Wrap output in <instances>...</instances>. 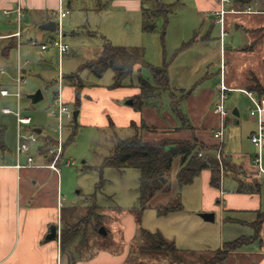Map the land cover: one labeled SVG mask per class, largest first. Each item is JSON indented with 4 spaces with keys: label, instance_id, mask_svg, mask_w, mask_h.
<instances>
[{
    "label": "crops",
    "instance_id": "crops-1",
    "mask_svg": "<svg viewBox=\"0 0 264 264\" xmlns=\"http://www.w3.org/2000/svg\"><path fill=\"white\" fill-rule=\"evenodd\" d=\"M70 1L0 0V33H5L3 35H6L5 40L1 42L7 43L4 49L1 50L2 55L8 61L10 60V54L13 51L8 50V47H17V43L23 37V26H21V23H24V27L31 24L38 27L45 21L53 19L54 11L65 7L69 9ZM102 1L104 0H91L90 9L105 10L109 3L113 6H122L126 11L128 9L141 11L142 7L154 10L164 5L168 12L170 6L160 0H157L158 4L154 7L143 5V0H105V3H102ZM194 3L196 9L192 14L195 16V23L180 32L177 44L179 46L174 54L175 58L183 57L184 64L190 63L196 66L187 75L185 74V76L194 79L193 85L182 86L178 84L181 93H187L180 102V108L190 124L195 128L194 134L198 141L213 146L220 144L223 154L229 158V165L232 164L226 169H221L220 185L218 187L211 185V171L209 169L204 168L199 172L197 177L201 187L198 211H213L214 221L217 218L221 220V218L226 217L227 220L234 224H246L250 227L251 232L241 234L255 235L250 242L229 251L227 258L223 262L224 264H264V218H261L259 225L255 226L259 214H264V140L262 146L255 145L251 141V134L258 126V118H254L249 114V110L254 105V100L260 95L255 90L247 89L249 85L253 84L250 83L247 77V73L250 70L256 71L260 81L264 82V77L262 76L264 67L261 69L263 70L262 72H257L254 64L264 62V9L257 10L258 6L255 4L256 9H252V4L246 8L247 1L242 2V7L238 9L235 8L233 0H194ZM5 10L9 11V15L6 14ZM221 10H224V13H221ZM209 15H213L214 23L218 22L220 34V60L216 76L214 79L211 78L214 81L213 84H205L207 78H198L197 75L198 61L200 64L202 63L201 51L198 50V40H203L202 34L198 31V16L199 18L200 16L208 18ZM233 28L242 31L248 40L246 43H244L246 40L239 42V44L234 43L230 50L224 51L222 47L224 44L221 38H223V34L227 29ZM18 29L20 30V35L17 34ZM52 36L54 35H43L42 41ZM103 39L105 41L107 38L103 36ZM41 52L43 51L41 50ZM52 54V52H49L46 56L51 57ZM225 58L228 61L227 69L225 68V71H221V61L222 59L224 61ZM240 62H243V64H240ZM162 64H166L169 82L172 81V63L164 59ZM75 72L73 71L71 75L65 73L66 78L64 77V80H62V83H65L62 97L68 103L73 104L75 88L74 83L70 82L68 78L76 79ZM191 73H193L192 76ZM55 79L58 81L57 77ZM55 79L50 80L46 85L51 86ZM6 81L9 83L12 80L7 78ZM82 81L77 117L78 120L80 119V123L93 124L98 122L100 125H107L108 121L112 120L117 126L126 127L130 126L131 122L139 125L141 120H143L150 128L143 130L142 134L145 140L146 136L149 135L152 139L150 142H155L165 137L186 140L191 137L192 131L190 128L186 126L185 128L181 126L177 128L178 122L170 112L169 106H166L168 98L164 105L169 110L160 105L161 102H157L155 99H151L141 109L137 110L127 102H121L120 99L127 100L138 94L140 91L138 86L134 87V90L121 89L116 94L114 91H109L105 88L88 87L84 83L83 78ZM221 83L226 84L229 88L228 90L236 92V97L230 99L233 102L231 107L229 106L231 112L228 114L227 111L225 117L220 116L215 109L217 90ZM170 86L172 85L170 84ZM174 90L177 91L176 89ZM55 91L56 89L53 94ZM248 91L252 92V97L248 94ZM239 93L243 94L248 100V111L245 113L240 109L239 102L241 104L242 99ZM28 100L31 103L38 102H32L29 97ZM22 111L24 112L23 108ZM8 113L14 114L13 112ZM14 117L17 130L15 147L14 149L7 148L2 152V163L0 165V264H126L130 243L137 236L139 228L143 227L140 222L141 217L135 211L136 209H130V214L133 217L129 226H124L123 228L124 224L120 218H117L122 225L121 242L123 245L121 246H123V249L116 251L115 248L97 245L98 247L93 252L84 253L90 247L77 246L74 248L76 236L80 233L78 232L74 234L73 248L68 245V250L79 249L81 253H78L75 257L72 255L68 260L63 258L64 251L63 247H61L62 230L66 225H73L81 219L78 210L83 211L85 206L71 203V211H66L64 215L63 196L59 193L57 181L59 171L57 172L48 166H44L45 162L48 161L44 157H36L37 165L42 164V166L26 165V157L24 155L25 158L19 157V162L26 166L21 168L14 166L17 162L16 146L19 128L15 114ZM44 117L45 115L40 113L39 115L35 114L34 117L31 116L30 125L22 124L20 126L21 131L27 132L32 128L34 129V127H39V123L43 121ZM3 124L6 126L5 123ZM221 127L222 134L220 138H216L214 132ZM46 136L52 137L50 135ZM46 136H43L42 140ZM256 154L260 158L258 164L253 161V157ZM176 160L170 173L171 177H169L170 192H156L151 199L156 198L158 200H151V203L159 204L165 201L166 196L159 195L161 193H177L175 174L180 162L179 159ZM73 208L74 212H72ZM147 208H151V206L141 209L140 214ZM51 223L57 224V235L54 238L46 239L45 235L48 233ZM204 223L207 222H204L201 218L197 222L198 226L203 229L211 228L210 225ZM223 227L222 223L217 225V241L220 243L218 248L222 246V241H224L220 238ZM105 230V234L95 233V235L101 236H99L100 239L98 237L94 239H98L100 242L103 239L105 241L112 239V232L107 228ZM158 231L166 238L172 239L174 242L177 241V237L171 230L162 229ZM237 231V228L231 227L229 232L230 235H236ZM241 234L235 237L228 236L227 239L230 240L229 237L236 238ZM89 239H91L90 235L87 240L89 241ZM79 240H84V237H81L76 242H80ZM92 243L94 242L92 241Z\"/></svg>",
    "mask_w": 264,
    "mask_h": 264
},
{
    "label": "rangeland",
    "instance_id": "rangeland-1",
    "mask_svg": "<svg viewBox=\"0 0 264 264\" xmlns=\"http://www.w3.org/2000/svg\"><path fill=\"white\" fill-rule=\"evenodd\" d=\"M90 1L91 0H71L70 10L65 7L69 10L66 16L62 18L56 16L53 18L54 21L62 25V31L65 33L63 38L65 41H68L70 46L69 51L62 56L59 55L58 51L53 46L48 47L49 49L47 48V50L40 53L41 50L39 46L31 44L29 40H27L31 37L37 38L38 42H40L43 39V35H54V31L39 29L34 24L24 27V23H21V26H23V37L19 41V44L17 43V47H8V50L13 51L8 61L1 53V50H3L7 44L1 42L5 40L6 35H3L5 33H0V88L6 86L11 90L12 87L15 89L18 69H21L22 72H24V79L21 82V90L23 89L21 108H23L24 113L32 117H34L35 114L39 115V113L45 115L43 121L39 123L41 132H36L40 136L38 137V139H40L39 142H41L43 136L50 135L52 136V140H47L46 142L48 145L45 146L46 148L52 147L55 149V144L59 143L56 139L61 137L64 140V142L61 143L63 154H60L57 160V163L60 164L57 181L59 193L63 196L62 202L65 206L63 208L64 215L66 211H71V203H77L85 206L83 211L77 208L79 209V217L82 218L87 216V206L91 204V199L87 197L96 190L95 202L98 205L96 211L101 217L104 216L100 223L101 226H99L97 230H93L92 227L96 219L94 216L92 218L87 217L89 222L81 227L80 233L76 236L74 248L77 246L90 247L84 253L88 251L93 252L98 246H108L110 248H115L116 251L123 249V246H121L123 245L121 242L122 225L118 219L120 218L124 224L123 228L124 226H129L133 217L130 214V209H136L135 211L141 217L140 222L143 228L147 229L149 232L162 229L171 230L177 237V241L175 242L180 250L177 252V257H174L171 252L165 253L143 250L139 248V245L149 244L151 240L147 236L141 235L139 236V240L135 237L130 243L126 264H205L208 259L213 260L215 258V251L218 249V246H220V243L217 241V225H221V223L224 225L223 232L220 235V238L224 241L229 240L227 239L228 236L235 237L241 233L251 232L250 227L246 224H234L227 220L226 217L223 219L221 218V220L217 218V220H215L217 222L214 220H204L200 216V212L204 211H198L201 185L197 176L194 178L193 182L184 185L182 190L178 193L159 194L166 196L165 201L161 204H170L172 206L171 208H168L164 212H159L158 208L155 207L157 203H152L151 208L145 209V211L140 214V210L135 208L138 204L139 170L135 167H129L120 171L114 167L100 166L103 157L111 151L117 138L132 134L134 129L131 126H117L112 120L108 121L107 125H100L98 122L93 124H82L80 123V119H77L76 123L78 126L76 134L65 144L70 132L71 123H69L68 119H64L62 126L58 123V114H52L53 95L58 92L57 88L61 87L59 98L60 100L63 99V101L67 103L68 110L72 111L70 121H73L74 104L68 103L62 97V90L64 89L65 83L61 82V84H59L55 79L60 74H62L64 80V77L66 78L65 73L71 75L73 71H76L75 75H79L83 78L84 83H86L88 87L97 86L109 91H114L116 94L121 89L134 90V87H137V71L125 77L120 85H115L114 72L111 68L105 70L101 76H97L87 67H83L82 64L85 61H89V59L99 55L101 46L104 42L103 36L113 44L142 46L145 50L146 61L153 65H162L164 59H167V62H171V79L173 80L169 82V85L171 84L172 86L170 87L177 90L175 92L178 96L181 93L179 90L180 88H178L179 85L192 86L195 82L194 79L185 76V74L187 75L188 72L195 69L196 66L190 63L184 64L182 60L183 57L175 58L174 54L176 48L179 46L177 44L179 42L178 36L180 32L195 23V16L192 14L196 9L194 0H160L170 5L166 18L164 15H156L150 21L149 28L143 27L142 14L139 10L128 9L126 11L122 6H113L111 3H109L105 10H98L97 8L92 10L90 9ZM105 2V0L102 1V3ZM233 2L236 9L243 5L241 0H233ZM157 4V0H143V5L148 7H154L157 6ZM250 4L253 5L252 9H256L254 4L258 6L257 10L264 9L263 0H247L245 7L251 6ZM10 20L13 21L12 19ZM14 24L16 25L15 22ZM218 26V22L214 23L213 15H209L208 18L204 16H200L199 18L198 16V31L202 34L203 40H198V50L201 51L202 63L200 64L198 61L197 75L198 78H207L205 84L214 83L213 79L219 67L220 34ZM207 28L209 29L207 30ZM221 40L223 41L224 45L222 47L225 51L230 50L234 43L239 44V42H243V40H246L244 42L246 43L248 39L242 31L233 28L227 29ZM49 52L53 53L51 57L46 56ZM224 61L225 68L227 69V58H225ZM240 64H243V62H240ZM254 64L255 68H257V72L263 71L261 69L264 67V62ZM140 73L143 76L151 78L148 67H142ZM253 74L256 79L261 82L258 73L250 70L247 73L250 83H253ZM192 75L193 73H191V76ZM262 76L264 77V72ZM7 78H11L12 85L11 82L8 83L6 81ZM53 79H55L53 84L47 86L46 83ZM68 80L73 83L76 79L73 80L72 78H68ZM261 83L264 84V82ZM37 89L42 91L43 98L37 103H31L28 100L27 94L33 93ZM55 89L56 91L53 94ZM235 93L234 91L227 90L224 104L228 114L231 112L230 107L231 103H233L230 99L236 97ZM239 94L242 99L241 104L238 101L240 109L245 113L248 111V100L243 94ZM167 98L168 95L163 94L161 102L165 104ZM127 100L120 99L123 103L127 102ZM164 104L160 103V105L169 110ZM2 106H9L10 109L15 110V97L12 94L3 96L0 93V122L6 124L5 142L8 149H14L17 131L15 117L14 114L2 112ZM68 123V129H66L65 126ZM151 140L150 136L147 135L146 141ZM38 145L39 143H36L30 148V151L34 152L35 158V161L29 164L31 166H36L38 163L36 160L37 156L41 157L39 154H35ZM217 150L219 156L217 155L216 157L222 169L223 160H228V158H226L219 147L216 151ZM47 155L52 157L50 154ZM21 157L24 156L21 155ZM68 158L72 161L70 165H67L65 162ZM176 162H178V160H176ZM151 200L156 201L158 199L153 198ZM72 212H74V208ZM200 218L204 222H207L204 224L210 225L211 228L203 229L198 226L197 222ZM100 227L107 228L112 232V239H109L107 243L94 239L96 237L100 239L98 235H95V233H101ZM231 227L238 229L236 235H230L229 231ZM89 235L91 237V239H89L90 242L87 240ZM69 237L70 235H68L67 239H69ZM81 237H84V240L76 242ZM229 238L232 239L233 237ZM73 239L74 235L68 243L72 248L74 245ZM92 241L94 243H92ZM68 245L67 241L63 245L64 259L68 260L72 255L75 257L78 253H81L79 249L68 250ZM221 264L224 263L222 262Z\"/></svg>",
    "mask_w": 264,
    "mask_h": 264
},
{
    "label": "trees",
    "instance_id": "trees-1",
    "mask_svg": "<svg viewBox=\"0 0 264 264\" xmlns=\"http://www.w3.org/2000/svg\"><path fill=\"white\" fill-rule=\"evenodd\" d=\"M241 1L245 2L247 0ZM141 12L143 17V27L149 28L150 21L156 15H164L166 17L167 10L163 5L154 10L142 7ZM83 67H87L97 76H101L105 70L111 68L114 72L115 85H120L125 77L131 75L134 71H137V86L140 88V91L138 94L130 97L132 99L131 105L139 110L151 99L161 102L163 94H167L168 101L166 106H169L170 112L177 120V128H180L179 126L185 128L186 126L192 131L189 140L165 137L155 142H150L146 141L142 134L143 130H147L150 127L143 120H141L139 125L135 122H131L130 126L134 129V132L126 137L117 138L111 151L103 157L100 164L102 167L110 166L117 168L120 171L129 167H135L139 170V192L137 198L138 204L136 206L139 210L152 205L151 198L156 192L170 191L171 185L169 177L176 159H179L180 162L179 168L175 174L177 193L181 191L184 185L191 183L204 168L211 171V185L216 187L220 185L221 166L216 157L218 153V150L216 151V149L218 147L220 148V144L213 146L198 141V138L194 134L195 128L190 124L186 115L183 113V110L180 108V102L185 98L184 96H186L187 93H180L178 96L175 90L170 87L166 64L153 65L146 61L145 50L142 46L117 45L111 43L108 39H105L97 58L91 59L88 62L86 61L83 64ZM142 67H148L151 78L143 76L140 73ZM252 79L253 84L249 85L247 89L255 90L259 95H264V85L261 84L254 75ZM82 82V78L79 75L76 76V80L73 81L75 88V109L79 108L80 105ZM161 103L164 104V102ZM77 126V123L74 121L71 122L70 132L65 144L75 136ZM5 132L6 126L3 123H0V149L2 152L8 148L5 142ZM47 140H52V138L46 136L42 140L39 152L45 153L46 148L44 147L45 145H48L46 142ZM226 158H228V156H226ZM45 159L49 160V155L45 154ZM229 164V158L228 160H223V169L232 165ZM95 195L96 190L87 197L91 199V204L87 206V216L82 217L73 225H66L62 230L61 247H63L66 241L68 245L74 233L76 234L80 232L81 227L89 222L87 217L92 218L94 216L96 219L95 224L92 227L93 230H97L99 226H101L100 223L102 222V217L96 211L98 205L95 202ZM155 207L158 208L159 212H164L172 206L170 204L164 205L159 203L156 204ZM261 218H264V214L260 213L255 226L259 225V220ZM68 235H70L69 239H67ZM141 235L147 236L151 241L149 244L139 245V248L149 251L171 252L174 257H177V252L180 250L179 247L175 244L174 240L166 238L160 231L149 232L147 229L141 227L136 236L137 240H139V236ZM254 236L241 234L236 238L224 241L222 246L215 251V258L213 260L208 259L205 264H221L227 258L229 251L250 242ZM96 241L99 240L96 239ZM102 242L107 241L103 239Z\"/></svg>",
    "mask_w": 264,
    "mask_h": 264
},
{
    "label": "built area",
    "instance_id": "built-area-1",
    "mask_svg": "<svg viewBox=\"0 0 264 264\" xmlns=\"http://www.w3.org/2000/svg\"><path fill=\"white\" fill-rule=\"evenodd\" d=\"M223 1H228V0H223ZM20 10V8H19ZM68 9L67 8H61L59 10L54 11V16L56 17L58 16L59 18H62L64 16H66V14L68 13ZM6 14L9 13L8 10H5ZM221 13H224V10H221ZM17 34L20 35V30L18 29ZM64 36V32L62 31V25H60L59 22H56V29L54 31V36L50 37L49 39L45 40V41H40L38 42L37 38H30L29 42L31 44H35L39 46V49L44 51L46 50L48 47L53 46L59 53L60 56L64 55L65 53H67L70 49V46L68 44L67 41L64 40L63 38ZM19 44V43H18ZM221 71H225V64L224 61H222L221 64ZM58 78V82L59 84H61L63 78H62V74L57 76ZM24 79V74L22 72L21 69H18V76H17V83L15 84V89L14 87L12 88V90L8 87H1L0 88V93L3 96H8V95H13L16 99V103H17V108L15 111H13L12 109L9 108V106H2L1 110L5 113L8 112H13L16 116V120L18 123V133H17V146H16V157H17V162L14 165L16 168H21L23 166L32 164L35 161L34 158V152L30 151V148L32 145L39 143V145L37 146L36 150H35V154L36 155H40L42 157L45 158V154H50L52 157H49V160L47 162H45L44 166H48L56 171H58L59 168V163H57V160L59 159L60 154H63V148H62V142H64V140L59 137L57 140L55 146L56 148L53 149L52 147L46 148V146L44 148H46L45 153L43 152H39V147L42 145V140L41 142H39V134L36 133V131H34V129H31L27 132H22L20 126L22 124L25 125H30L31 123V116L29 114H25L22 111L21 105H20V100L22 99L23 96V90H21L22 87V80ZM228 86L224 83H221L218 86V90H217V99H216V103H215V109L216 111L220 114V116L225 117L227 114V110L225 108V98L227 95V90H228ZM58 92L56 94L53 95V100H52V114H58V123L60 125L63 126V120L64 119H68L69 123H71V117H72V111L68 110V106L67 103H65L62 100H60V93H61V87L57 88ZM248 94L252 97V92L248 91ZM62 98V97H61ZM249 114L254 117V118H258V126L257 129L251 134V141L255 144V145H259L262 146L263 144V140H264V95H260L257 97V99L254 100V105L253 107H251V109L249 110ZM68 124H66V129H68ZM222 134V127L218 130H216L214 132V136L216 138H220ZM44 146V145H43ZM220 153V152H219ZM21 155H24L26 157L25 160V164H21L19 162V157ZM218 155V153H217ZM219 156V155H218ZM1 157H2V151L0 149V165H1ZM259 156L256 154L253 157V161L255 163L258 164L259 162ZM62 161V160H60ZM66 164L70 165L72 163V161L68 158L66 159ZM36 166H42V164H39Z\"/></svg>",
    "mask_w": 264,
    "mask_h": 264
},
{
    "label": "water",
    "instance_id": "water-1",
    "mask_svg": "<svg viewBox=\"0 0 264 264\" xmlns=\"http://www.w3.org/2000/svg\"><path fill=\"white\" fill-rule=\"evenodd\" d=\"M38 27L40 29H43V30L55 31V29H56V21H54L53 19H49V20L45 21L44 23L38 25ZM27 96L31 99L32 102H37V101H39L40 99L43 98L42 97L43 95H42V92H41L40 89H37L35 92L30 93ZM127 103L128 104H132V99H128ZM78 113H79V109L78 108L73 110V121L75 123L77 121ZM34 131L40 133L41 132V127H35ZM200 216L204 220H207V221H213L214 220V213L210 212V211L200 212ZM100 232L105 234L106 233L105 228L104 227H100ZM56 235H57V224L56 223H51L49 225V231L45 235V238L46 239H51V238L56 237Z\"/></svg>",
    "mask_w": 264,
    "mask_h": 264
}]
</instances>
